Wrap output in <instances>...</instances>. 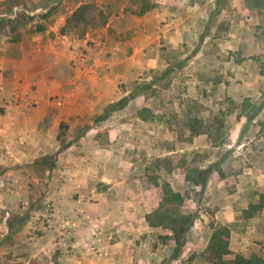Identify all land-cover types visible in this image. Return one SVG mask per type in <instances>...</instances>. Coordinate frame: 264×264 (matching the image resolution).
I'll use <instances>...</instances> for the list:
<instances>
[{"label":"rangeland","instance_id":"rangeland-1","mask_svg":"<svg viewBox=\"0 0 264 264\" xmlns=\"http://www.w3.org/2000/svg\"><path fill=\"white\" fill-rule=\"evenodd\" d=\"M164 1L177 2L132 0L141 13ZM125 2L0 0V199H9L0 207V264L99 261L104 243L97 238L93 193L72 192L70 214L47 198L53 183L64 180L60 173L54 182L58 165L75 163L77 157L61 159L67 151L71 158L90 154L100 170L110 163L107 170L118 176L126 172L142 187L151 185V195L161 198L165 183L180 194L172 216H190L192 225L181 238L157 226L147 251L157 256L148 264H211L205 249L228 219L234 236L225 259L264 258V208L243 215L264 194V0H187L194 26L184 28L180 42L145 48V55L130 45L128 31L104 29L111 21L130 24L126 15H113ZM105 73L102 87L129 103L88 109L84 104L95 102ZM6 104H21L27 121L40 119V131L57 121L53 150L42 142L35 156L25 122L17 133L5 126ZM7 160L22 175L5 178ZM108 196L117 200L115 190ZM80 219L76 228L61 226Z\"/></svg>","mask_w":264,"mask_h":264},{"label":"crops","instance_id":"crops-1","mask_svg":"<svg viewBox=\"0 0 264 264\" xmlns=\"http://www.w3.org/2000/svg\"><path fill=\"white\" fill-rule=\"evenodd\" d=\"M114 1V0H111ZM187 0H177V2H172L169 6H165V1L159 5H152L149 9L144 10V12H138L137 6L132 0H126L125 4L121 6L118 13L113 15H126V20L130 22L127 27L125 25H116V23L107 22L104 29L113 28L116 33H121L128 31L130 33V40L128 42L134 47V50L139 52L146 48V51L151 52L154 49L160 48L164 45L171 44L170 42H180L182 40V32L184 28L194 26L192 25L193 14V4L185 3ZM126 7L129 9L126 10ZM53 29V28H52ZM5 41V40H4ZM163 50V49H162ZM162 52V51H160ZM150 57V56H148ZM130 60H134V57H130ZM2 63L11 64V61L1 59ZM151 61V58L148 60ZM153 62L163 63V59H158V57H152ZM15 68H22V62L15 64ZM15 73V72H14ZM18 73V72H16ZM108 75L110 72H107ZM100 84L99 89L94 91V96L96 97L95 102L90 98L84 106L88 109H93V107L102 108L103 105L113 103L121 99L117 91L109 93L103 87L107 83V77ZM104 84V85H103ZM103 85V87H102ZM17 90V89H16ZM22 92H16V95ZM45 108L46 114L49 115V104ZM52 108V107H51ZM76 109V108H75ZM54 110L52 108L51 113ZM68 112H59L58 118L63 120L64 115ZM2 118L4 119L5 126L15 129L17 131H23L24 122L25 130L30 129L29 136L26 135V141L32 144L34 150V155L38 156L39 146L42 142L49 147L54 148L55 134L57 133V128L59 123L55 120L48 127V131H40L39 122L40 119H31L27 121L24 119V115L21 110V104L12 106L9 104L5 105V111ZM13 116V121L8 122V117ZM55 117V113H54ZM30 122V124H27ZM33 122V123H31ZM51 147V148H52ZM52 148V150H53ZM78 152V151H77ZM78 155H73L71 158V152H66L61 158L63 161L65 159L72 160L75 157V163L73 165H58V168L54 174V182L57 181L58 176L61 173L63 176L62 183H53L52 188L48 192L47 198L54 200V204L57 209H61L64 214H70L71 211H75L76 204L73 200H70L72 192L80 193H93V198H95L96 206L93 212L96 213L95 216L96 225L98 226V232H96L97 238L104 243L101 247L99 261L94 262V264H148L151 262L157 253L150 250L151 242L156 238L157 226H151L146 219V215L157 209L160 205V195L155 196L149 194L152 187L149 185L148 188L141 186L137 179H132L128 177L126 172H119V174H125L122 177L118 176L115 170H107V165L110 163H105L104 167L106 169L100 170V168L95 169L94 158L87 153L81 152ZM41 153V151H40ZM44 153V152H43ZM34 158V156H33ZM22 159V158H21ZM87 165H85V161ZM32 162V157L27 156L25 162ZM13 163L5 164L6 174L5 178L13 177L16 178L18 175H22L21 169L19 167H12ZM103 163H98V165L103 166ZM95 167V168H94ZM9 168V169H7ZM130 173V171L128 170ZM101 182V190L99 189V183ZM115 190L117 192L116 199L109 198L108 194ZM140 192V193H139ZM127 193V194H126ZM129 193V195H128ZM132 193V194H131ZM128 195V196H127ZM130 197V198H129ZM130 200H129V199ZM5 199H0V207L6 205ZM9 200V199H7ZM10 202V201H9ZM80 224L81 219L79 220ZM228 219L224 222H230ZM62 227L65 221H62ZM104 227V228H103ZM171 234V233H170ZM234 233H231V242ZM48 235H52L49 231ZM230 242V249L232 250V243ZM146 250V251H144ZM141 253L145 258L140 257ZM146 255V256H145Z\"/></svg>","mask_w":264,"mask_h":264},{"label":"trees","instance_id":"trees-1","mask_svg":"<svg viewBox=\"0 0 264 264\" xmlns=\"http://www.w3.org/2000/svg\"><path fill=\"white\" fill-rule=\"evenodd\" d=\"M81 7L74 11V15L80 10ZM106 22V21H105ZM104 22V23H105ZM129 97H123L118 101H115L109 104L106 107V110H115L120 109L129 103ZM187 180H191L190 176L186 177ZM162 197L160 201V205L157 209L146 215V219L151 226H162L165 227L172 236L181 238L183 237L190 229L192 225V220L190 216L180 215V219L178 220L172 216L173 211L176 210L175 206L172 204L173 202L180 201V194L175 192L169 183H165L162 188ZM261 201L259 203H252L243 211V215L246 217H253L257 212L262 211L264 208V194H261ZM180 203V202H179ZM171 206V207H169ZM155 219H168V220H158ZM182 219H189L183 221ZM231 242V229L227 225H221L214 228L207 247L205 249V254L207 256L208 261L211 264H264V258L257 255L252 254L249 258L243 257L242 255L236 254L235 259L226 260L225 257L232 253L230 249Z\"/></svg>","mask_w":264,"mask_h":264},{"label":"built area","instance_id":"built-area-1","mask_svg":"<svg viewBox=\"0 0 264 264\" xmlns=\"http://www.w3.org/2000/svg\"><path fill=\"white\" fill-rule=\"evenodd\" d=\"M80 224L79 220H66L63 224V227L66 228L67 226H72L74 228L78 227Z\"/></svg>","mask_w":264,"mask_h":264}]
</instances>
